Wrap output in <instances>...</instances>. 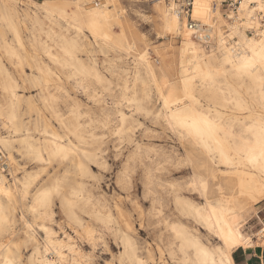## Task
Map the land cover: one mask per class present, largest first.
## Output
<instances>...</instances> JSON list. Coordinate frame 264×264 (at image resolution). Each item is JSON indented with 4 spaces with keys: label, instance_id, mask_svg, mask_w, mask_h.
I'll return each instance as SVG.
<instances>
[{
    "label": "bare ground",
    "instance_id": "obj_1",
    "mask_svg": "<svg viewBox=\"0 0 264 264\" xmlns=\"http://www.w3.org/2000/svg\"><path fill=\"white\" fill-rule=\"evenodd\" d=\"M223 1H194L192 17L195 22L201 24L197 30L190 29L187 18L176 12V7L173 3L168 4L164 0H159L153 5V16H150V18L137 12L141 17H145L144 21L150 20L148 22L152 23L158 29L160 37L181 40V45L178 50V64L176 62H173L172 65L164 64L162 72H160L150 60L145 38H141L136 33H133L137 27L136 23L130 20L127 11L124 10L121 4V0H106L103 5L99 6L103 9L105 17L100 21L103 27L98 28L95 33L89 27V23L92 18L90 13L96 12L97 7L91 6L90 0H43L41 2L35 0H1L0 49L3 51L4 57L11 63V66L13 65L15 68L23 71L24 65H29L31 69L34 68L36 70L38 76H35V74L27 75L28 78L24 79L23 82L21 81L22 83L20 84L12 72L7 69L5 66L6 61L4 63L0 54V155L2 156L0 159L3 160V164L5 165V169L3 167L0 169V264H8V262H12V264L19 263L21 258L19 244L32 246L33 253L28 259L29 264H57V262L59 264H73V262L86 264L85 259L89 256L80 250L75 242H73V239L67 234H63L65 235L64 238L60 239L58 234L47 224L48 221H53V198L54 196H58L60 197L61 207L66 217L78 223L80 227H83L88 236L87 238H89L90 233L94 234V231L90 227H85L82 224V221L77 217V213L75 212V209L79 205L81 206L82 203L90 204V197L85 194V187L75 182L79 186L77 188H70L72 190H69L70 192L67 195L64 194L65 192L62 193L65 189L63 185L64 181L57 179L51 186L42 187L37 190L44 191L52 189L58 183L61 188V193L54 195L52 198L51 207L48 210L50 215L48 217H41L31 211L32 204L29 202V195L40 174L44 172V168H41V171L36 173L22 169L24 170L23 176L18 177L15 174L13 165L19 166L16 159L17 156L39 164L57 160L69 161L70 158H73L70 161L76 164V168L84 176L89 173V169L85 166L83 160H96L98 153H91L80 149L71 139V137L74 138L79 144L87 143L86 134L90 133V131L85 126L86 123H82L81 118L84 113L81 112V106L75 101V105L71 107L68 113L71 118H67L65 114H61L56 109L59 97L62 94L58 92L52 93L50 89L55 86V91L62 90L61 84L57 82L60 78H58V75L56 76L57 79L53 77L54 71L39 56L41 52V56L46 57L51 64L53 63L62 71H67L68 79L75 81L74 84H76L79 90H83V93H88L92 82L95 81L98 83V86L109 82L99 71L95 60L87 63L80 58V55L84 53L89 55L95 54L97 52L95 48H98L99 52L105 54V50L108 53L112 50L113 53L119 54L118 58L120 59L119 63L121 65L117 70L113 71V74H117L120 77V81H122L120 85L121 95L119 94L120 92L118 93L120 99L115 102V115L117 119L115 133L122 130L121 135H119L121 137L133 127L131 125V122L134 120L133 116H128L120 108L122 104H126L127 107L134 109L137 113L152 115L155 120L162 122L169 128L181 143L186 145V157L183 161H178L177 164L183 162L188 163V165L193 164V171H191L193 174L189 181L184 184L173 183L171 185L173 205L177 219H179L172 222L166 221L167 228L171 234V241L169 243L171 259H174V256H176L180 264H198L197 249L195 247L198 244L200 248L207 250L209 253V262L214 258L217 264H219L220 256L216 254V250L220 249L223 244L218 234L220 225H217L215 216L211 220L208 219L210 209L205 210V206L210 203V200L205 199L200 191L192 187L193 185H198L202 180L210 186L211 201L219 200L221 195H223L226 201L235 196L230 206V223L238 224L236 230L239 233V237H242L239 248L246 250L254 248L255 244L252 238L245 233L246 227H248L247 219L245 218L252 206L264 201V196L261 195L259 190L261 183L264 182V176H262L259 169H254L251 165L239 164L242 153L238 155L237 149L241 146L239 136L241 131L244 130V126L258 123L261 114L264 113V106H262L264 105V100L261 99L258 85L251 77H241L239 74L234 73L231 71L232 65L225 64L224 61L227 57L234 63L239 64L240 59L237 53L240 56L244 55L248 49L246 42L255 41L258 45L261 40H264V25L255 17V12L261 11L260 6L264 0H233L236 3L240 2L238 13L226 15V18L223 16L221 9ZM201 3H208L213 9L208 16L207 23L203 21L202 17L196 15L198 11L197 5ZM251 4L255 6L251 8ZM226 19L232 20L233 22L228 24ZM224 23L228 25V32H230L228 35H225L226 33L222 31ZM169 26H171L172 30H169ZM115 30H117V33L114 32ZM248 31H255V34L253 36L247 35ZM6 32L12 34V41L5 38ZM26 32L29 33L32 43L38 45L40 48V51H37V55L31 57L35 60L34 65L29 60L27 61V49L24 39V33ZM105 36L108 37L107 40L104 39ZM226 38L229 40L227 41ZM138 44L145 45V49L139 52L137 49ZM205 45H210L211 49L207 50ZM93 50L96 52L94 53ZM171 52L173 51H167V54ZM156 55L163 61L167 57L166 54L159 52ZM248 55H251V53L248 52ZM128 57L134 59L131 65L132 67L128 64ZM176 64L178 65L177 77L173 75ZM217 68H223V71L219 75H215L214 72ZM209 70H213L214 80H206L203 78V74ZM185 79L192 80L194 95L200 101L201 105L198 107V111L208 115L211 119L217 120L226 131L235 134L236 138H233L232 135L225 136L223 132L220 133V136L223 140L226 154L237 161L238 167L227 168L220 163L218 153L214 152L212 155H209L198 142L187 138V136L182 139L178 131H174L168 126V121L164 119L162 114L163 103L161 100V92L166 93L169 90L164 87L165 83L182 90ZM28 84L39 89L44 104V110H37L38 121L34 127V131L40 136L39 138L32 135L33 130L29 128L24 118L36 109L31 98H24L19 93V89ZM138 87L142 89L141 95L139 94ZM153 91L156 93V97L161 105L156 111L151 110L152 107L150 106ZM237 102L242 104L246 110L241 111L237 108ZM46 111L50 112L57 120L65 131L64 135L59 134L48 124L45 115ZM104 115L105 118L97 122L108 128V122L112 115L109 113H105ZM90 122L92 124V121ZM1 129L7 131L8 135L6 134L7 136H4L1 133ZM90 134L94 136L92 133ZM126 137L128 139V136ZM61 148L70 149L67 152L66 159L57 155ZM136 148L140 149L139 147ZM149 151L151 152L150 149ZM213 157L215 158V163L213 162ZM17 170H20V168ZM213 170L215 171V180L209 178ZM6 171H8V174H5ZM225 172L232 173V175H223ZM241 179L248 182L252 194L240 195L239 181ZM232 181H235V184H232ZM213 184L216 185L215 196H211V185ZM221 188L225 189L222 194L220 192ZM73 191L80 194L79 198L72 196ZM185 191L197 192L204 203L199 204L193 199L186 197ZM36 192L30 201L34 200ZM71 201L75 202L70 203ZM18 210H21V219L24 221L21 243H17L15 240L16 237H19V232L16 230V215ZM160 210L162 211L161 207ZM197 210L204 211L198 213ZM25 212L33 216L32 221H25ZM123 213L125 214V212ZM160 213L158 214L160 215ZM89 216L92 217L91 215ZM94 216H96V219L103 221L102 217L104 216L101 211H95ZM111 217L109 219H112ZM231 217H235V219H231ZM120 220L122 221V218ZM111 223L113 222L111 221ZM189 224L202 226L210 236L219 241L220 245L216 248L206 245L200 236L191 229ZM45 228L48 230L47 232L44 231ZM125 228L129 230L130 226L126 225ZM37 229L41 230L45 235L44 251L41 250L40 243L36 237L38 233ZM178 233L179 235H177ZM121 234L124 233H120L119 236L122 237ZM93 238L94 235L89 239L93 240ZM121 240L124 245L122 258L130 262V264H145V261L137 254L136 244H133L134 241L132 242L130 236L125 234ZM244 242H247L248 247H244ZM261 246H264V241ZM63 250L68 253H64ZM235 250L237 249H233V252ZM233 252L230 255H233Z\"/></svg>",
    "mask_w": 264,
    "mask_h": 264
},
{
    "label": "rangeland",
    "instance_id": "obj_2",
    "mask_svg": "<svg viewBox=\"0 0 264 264\" xmlns=\"http://www.w3.org/2000/svg\"><path fill=\"white\" fill-rule=\"evenodd\" d=\"M35 1L41 2L43 0ZM156 2L157 1L152 2L151 0H121V4L124 10L127 11V15L129 16L130 20L136 23L137 27L133 33H136V35L141 38H145L148 46L147 49L149 50L150 54V60L152 61L154 67L158 71L162 72V67L164 66V64L172 65L173 62H178V50L179 46L181 45V40H171L169 38L160 37L158 29L154 27L152 23L148 22L150 20L148 19L144 21L145 17L143 18L141 17V15H139L142 14L149 16L148 18H150V16L152 17V8ZM238 4H240V2ZM222 10L223 16L225 18L226 15L228 16L229 14H231V11L227 9L226 6L225 9ZM137 12L139 14H137ZM232 14L234 15V13ZM226 22L230 24L233 21L226 19ZM227 23H224V26L222 27V31L226 33L225 35L230 34V32H228V25H226ZM114 32L117 33V30H115ZM247 35L253 36L248 32ZM29 36V33H24L25 47L27 49V61L29 60V62L34 65L35 60H33L31 57L37 55V51H40V48L38 45L32 43ZM5 38L10 41H12L13 39L10 32H6ZM226 40L228 41L229 39L226 38ZM145 47V45L138 44L137 49L140 52L145 49ZM205 48L209 50L211 49V46L205 45ZM95 50H93L94 53L96 52L95 54L89 55L87 53H84L80 55V58L87 63H91L93 60H95L99 71L107 78L109 82L103 85L99 84L100 86H98V83H96L95 81L92 82L91 88L88 93H83V90L81 91V89L79 90L76 87V84H74L75 81H73L72 79H68L67 71H62L58 69L53 63L51 64V62L46 57L41 56V52L39 56L42 57L43 62L50 66V68L54 71L53 77L57 79L56 76L58 75V78H60L61 80H58L57 82L61 84L62 90L55 91V86L50 89L52 93L58 92L62 94L61 97H59L56 109L61 114H65L67 118H71V116L69 117L68 113L71 110V107L75 105V102H77V104L81 106V112L84 113L83 117L81 118L82 123L85 122V126L88 127L90 133L94 135L91 136L90 133H87V143L85 142V144H79L74 138L71 137L72 141L77 146H79L80 149H84L85 151L91 153H98V158L96 159L97 161H91L88 159L83 160L85 166H87V168L89 169V173L85 174V176L87 175V177H85L84 174H82L76 168V164L74 162H71L73 158H70L69 161L57 160L54 162L39 164L17 156L16 159L19 166L13 165V169L15 170V174L18 177H22L24 172V170L22 169L36 173L38 171H41V168H44V172L40 174L35 186L31 189L29 202L31 200V197L37 190L42 187L51 186V184H54L57 179H62L64 181L62 182L65 189L62 193L65 192L64 194L67 195L70 192L69 190H72L70 188H77L80 184L85 187V194L90 197V204L82 203L81 206L79 205V207L75 209V212L77 213V217H79L82 221V224L85 225V227H90V229L94 231L93 240L95 242L87 238L88 236L85 233L83 227H80L78 223L66 217L61 207L60 197L58 196H54L53 198V221H48L47 224L58 234V237L60 239L64 238L65 235L63 234H67L68 236H70L73 239V242H75V244L80 248V250L85 255L90 256L94 260L95 264H122V262L123 264H130V262L122 258L124 245L121 239L125 234H128L130 236L132 242L134 241L133 244H136L135 247H137V254L145 261V264H161V262H163V264H180L178 263V257L174 256L176 259H171L172 256L170 255L169 247L171 234L169 229L167 228L166 221L172 222L175 220H179L177 219V214L173 205L171 185L173 183L184 184L190 180L193 174L191 172L193 171V164H189L190 166L186 162L177 164L178 161H183L186 157V145H183L169 128H167L162 122H158L157 120H155L152 115L150 116L144 113H137L134 109L127 107L126 104H122L120 108H122V110L128 116H133V122L135 124L131 122L132 124H130L133 127L130 124L129 125L132 127V129L121 137L115 133V130L117 129L115 102L120 99V85L122 81H120V77H118L117 74H113V71L117 70V68H119L121 65V63H119L120 59L118 58L119 54L113 53L112 50H110L109 52L110 55L107 50H105L106 54L99 52L98 48H95ZM170 50L173 52L167 54V51ZM157 52L166 54L167 57L164 61L156 55ZM0 54L3 58L4 63L6 61L5 66L10 72H12V74L20 84L24 79L28 78L27 75L30 76L31 74H35V76H38L36 70L34 68L31 69L29 65H24L23 71L15 68L13 65L11 66V63L6 57H4L3 51L1 49ZM133 60L134 59H131L130 57H128L127 59L130 67H132L131 65L133 63ZM177 64L175 66L176 68L174 67L175 71L173 75L175 76L178 72ZM104 89H107V91H105ZM138 90L139 94L141 95V87H138ZM19 93L22 94L24 98H31L35 104L36 109L31 111V113L29 115H26L24 118L26 120L25 122L28 123L29 128L33 130L32 135L39 138L40 136L34 131V127L38 121L37 110H44V104L40 95V91L38 88H34L28 84L19 89ZM156 96V93L153 91L150 106L152 107L151 110L155 111L158 110L161 106L160 101H158ZM105 113H109L112 115L111 119L108 122V128L104 127L101 124H98L97 122L105 118ZM45 115L48 120V124L51 125V127L59 134L64 135L65 131L59 125L57 120L52 116V114L46 111ZM90 121H92V124ZM1 133H3L4 136L8 135L7 131L3 129H1ZM126 136H128V139ZM102 138L104 139L102 140ZM130 138L132 141H129ZM93 139L95 140L93 141ZM136 147H139L140 149ZM149 149L151 150V152L149 151ZM19 168L21 171L17 170ZM0 169H2V167ZM5 174H8V171H6ZM73 175H77L78 178L77 176L74 177ZM80 177L82 180L80 179ZM75 182L79 185H76ZM193 193L194 192L185 191V196L193 199L199 204L204 203L203 199L199 197L197 192H195L194 194ZM160 207L162 211L160 210ZM137 208H139V211L137 210ZM95 211H101L104 216L102 217L103 221L95 218ZM116 211L118 214L116 213ZM254 211L255 207L252 206L247 217L245 218L247 219L246 222L248 224V220L250 219L251 214ZM123 212H125V214ZM159 212H161L160 215L158 214ZM89 215H91L92 217H90ZM109 215H111L112 217ZM16 216V230L17 232H19V237H16L15 240L17 243H21V239L23 236L22 228L24 222L21 219V210L17 211ZM110 217L112 219H109ZM121 218L122 221L120 220ZM28 220L32 221L33 216L30 213L25 212V221L27 222ZM104 220H107V222H105ZM111 221L113 223H111ZM184 223L187 224L185 221ZM126 225L130 226V231L125 228ZM189 226L200 236V238L206 245L212 248H216L220 245L219 241L210 236L207 231L202 228V226L198 224H189ZM37 231L38 233L36 237L40 243L41 250L44 251L43 248L45 244V235L41 230L37 229ZM120 233H124L121 234L122 237L119 236ZM258 238L261 239V236H258ZM263 241L264 240L261 239L259 243L262 244ZM19 250L21 258L18 264H29L28 259L33 253L32 246L19 244ZM63 251L64 253H68L65 250ZM87 259L85 260L87 261Z\"/></svg>",
    "mask_w": 264,
    "mask_h": 264
},
{
    "label": "snow or ice",
    "instance_id": "obj_3",
    "mask_svg": "<svg viewBox=\"0 0 264 264\" xmlns=\"http://www.w3.org/2000/svg\"><path fill=\"white\" fill-rule=\"evenodd\" d=\"M107 7V6H105ZM197 16L202 17L205 23L208 22V16L212 12V7L208 3H201L197 5ZM260 10L264 11V2L261 3ZM91 21L89 27L95 33L98 28H102L101 20L105 17L103 9L97 6V10L94 13H90ZM169 30L171 26H169ZM105 40L108 39L107 36L104 37ZM248 45L247 51L243 56L237 53L240 59V63L236 64L231 59L225 58V64H231L233 71L239 74L241 77L248 76L251 77L254 82L258 85L260 90L261 99L264 100V40H261L257 45L255 41L246 42ZM248 52L251 55H248ZM199 71V69H198ZM223 71V68H217L214 70L215 75H219ZM225 74H227L225 72ZM258 74V78H257ZM203 78L206 80H214L213 70H209L207 73L203 74ZM165 88L169 89L166 93L161 92V100L163 103L162 114L164 119L168 121V126L174 131H178L181 138L185 136L187 138L195 140L200 146H202L209 155L212 153H218L220 157V163L225 165L227 168H236L238 163L235 159L230 158L225 151L223 140L220 133H224L225 136L232 135L233 138L235 134L226 131L225 128L217 120L211 119L208 115L203 114L198 111L200 107V101L196 98L193 92L192 80L185 79L183 89H179L165 83ZM264 106V105H262ZM236 107L241 111H245V107L237 102ZM127 119V118H123ZM122 130L117 131V135H121ZM239 139L241 140V146L237 149L238 155L242 153V158L239 164L251 165L254 169H259L262 176H264V113L261 114V118L258 123L250 124L244 126V130L241 131ZM70 149L61 148L57 155L61 158H67V152ZM39 159V157H37ZM50 162V161H49ZM213 162L215 163V158L213 157ZM179 166V165H178ZM223 175H232V173L225 172ZM211 180H215V171L209 177ZM235 184V181H232ZM27 187V185H26ZM195 190L201 192V195L205 199H209L210 203L205 206V210L210 209L208 219L211 220L213 216L216 217L217 225H220L218 234L220 235L223 244L220 249L216 250V254H219L220 261L219 264H245V261L241 258L240 261L234 259V255H230L233 249H239L242 237H239L237 232L238 224L230 223V206L235 199V196L229 198L227 201L224 199L223 195L220 196L219 200L211 201L210 199V186L207 182L203 180L198 185L192 186ZM240 195H250L252 194L248 182L244 179L239 181ZM260 193L264 196V182L260 185ZM225 191L224 188L220 189L221 194ZM61 193V188L59 183L55 188L47 189L44 191H37L32 204L31 211L41 217H48L50 215L49 208L51 207L52 198L54 195H59ZM10 195V194H8ZM27 195V193H25ZM216 195V185H211V196ZM72 196L79 198L80 194L73 191ZM71 201L70 203H74ZM198 213L204 210H197ZM235 219V217H231ZM44 231H48L46 228ZM94 235L90 233L89 238ZM179 235V233L177 234ZM261 238L264 240V232H261ZM197 249L198 264H217L216 260L213 258L209 262V253L207 250L200 248L197 244L195 245ZM244 247H248L247 242H244ZM215 255V254H214ZM12 264V262H8ZM59 264V262H57ZM73 264H78V262H73ZM86 264H95L94 260L89 256ZM123 264V262H122ZM163 264V262H161ZM247 264H253V262H247Z\"/></svg>",
    "mask_w": 264,
    "mask_h": 264
},
{
    "label": "crops",
    "instance_id": "obj_4",
    "mask_svg": "<svg viewBox=\"0 0 264 264\" xmlns=\"http://www.w3.org/2000/svg\"><path fill=\"white\" fill-rule=\"evenodd\" d=\"M254 207L255 211L251 214V217L248 220V227H246V231L249 232L245 231V233L252 238L255 246L250 250L239 248L233 252V255L237 262L242 258L245 261V264H247V262L264 264V246H261L262 244L259 243L262 238H258V236H261V232H264V201Z\"/></svg>",
    "mask_w": 264,
    "mask_h": 264
},
{
    "label": "built area",
    "instance_id": "obj_5",
    "mask_svg": "<svg viewBox=\"0 0 264 264\" xmlns=\"http://www.w3.org/2000/svg\"><path fill=\"white\" fill-rule=\"evenodd\" d=\"M106 0H90V5L91 6H101L105 3ZM153 1H159V0H151ZM166 2H168V4L173 3L176 7V12L178 14H180L181 16H184L187 18L188 20V24L190 26V29H194L197 30L201 24L197 23L193 20V9H194V1L195 0H164ZM239 3V2H238ZM236 3L233 0H226L222 2L221 5V9H225V6L227 7V9H229L231 11V13L237 14L238 10H239V6L240 4ZM254 4H251V7H254ZM255 17L259 20V22L264 25V12L262 11H256L255 12ZM248 33L254 35L255 31H248ZM2 156L0 155V158ZM2 161V163H0V168L1 167H5V165L3 164V160L0 159V162ZM5 169V168H4Z\"/></svg>",
    "mask_w": 264,
    "mask_h": 264
}]
</instances>
